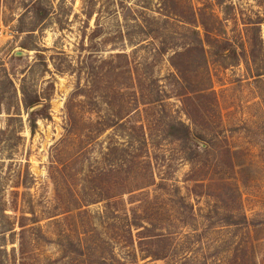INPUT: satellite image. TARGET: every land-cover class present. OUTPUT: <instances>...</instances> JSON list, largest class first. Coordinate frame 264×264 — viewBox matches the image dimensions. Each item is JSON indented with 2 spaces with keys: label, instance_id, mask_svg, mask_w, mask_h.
<instances>
[{
  "label": "rangeland",
  "instance_id": "rangeland-1",
  "mask_svg": "<svg viewBox=\"0 0 264 264\" xmlns=\"http://www.w3.org/2000/svg\"><path fill=\"white\" fill-rule=\"evenodd\" d=\"M0 60L52 88L0 115V264H264V0H0Z\"/></svg>",
  "mask_w": 264,
  "mask_h": 264
},
{
  "label": "trees",
  "instance_id": "trees-1",
  "mask_svg": "<svg viewBox=\"0 0 264 264\" xmlns=\"http://www.w3.org/2000/svg\"><path fill=\"white\" fill-rule=\"evenodd\" d=\"M34 11H25L23 16H29L30 20H34V17L40 15L43 21L46 19V11L43 13L39 10V7L33 9ZM31 12V13H30ZM21 17V18H22ZM19 33H26L29 30H20ZM38 51L37 49H34ZM38 60H40L41 64L46 67V63L44 61L43 56H38ZM54 73L62 74L64 72L63 66L55 67L54 64ZM14 80V76L8 71V69L1 63L0 60V115L5 113L9 116L8 120H16L17 117L20 116V113L23 112L26 115L25 124L30 136H34L37 130L38 122L46 121L50 119L49 111H50V101H51V91L52 88L49 86L46 90L42 92H38L36 89L27 86L26 78L23 77L18 80ZM18 84V86H17ZM11 112V113H10ZM20 119V118H19ZM21 121V120H20ZM118 121V120H117ZM110 122L107 124L108 126H114L116 122ZM23 126L21 121V127ZM172 131L180 132L181 134L176 135L175 133L171 134L173 139L178 143L185 140L188 137V133L186 131V127L182 125L175 124L171 125ZM11 129L10 123L7 124V132L9 137H3L4 131L0 132V146L3 144L6 145L7 148H12L10 142L14 139L13 137L16 136L17 131ZM138 130L142 129V126L137 128ZM18 139L20 137L18 136ZM143 146H146L145 140L142 139ZM142 146V147H143ZM103 202V210L107 212L112 211L116 206L117 201L114 203L112 200L106 199L102 200ZM4 215V214H3ZM126 218V217H125Z\"/></svg>",
  "mask_w": 264,
  "mask_h": 264
}]
</instances>
